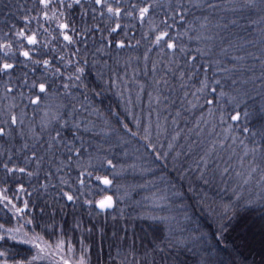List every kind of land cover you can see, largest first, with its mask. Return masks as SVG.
Wrapping results in <instances>:
<instances>
[{
	"label": "snow or ice",
	"instance_id": "obj_1",
	"mask_svg": "<svg viewBox=\"0 0 264 264\" xmlns=\"http://www.w3.org/2000/svg\"><path fill=\"white\" fill-rule=\"evenodd\" d=\"M53 2L57 3V8L49 16L47 9ZM39 3L45 9L43 19L57 21L56 27L65 43L59 49L50 50L60 53L53 56L55 65L49 59H34L30 50L19 51V56L24 59V67L31 63L34 67L42 66L43 72L31 83L26 75L18 94L10 74L15 64L6 59L0 63V77H9L6 83L0 84V141L8 144L17 138L24 141L18 152L28 150V141L32 142L31 154L25 152V166L14 163L16 153L12 148L0 145V212L6 217L0 223V264H10V261L11 264H42L49 257L52 258L49 264H91L83 242L81 241L80 255L77 256L73 242L64 238L66 233L62 226L55 242H50L51 236L57 232L55 216L64 208L63 204L57 208V204L60 200L75 204L84 195L81 189L85 187V178H93L101 168L106 166L115 171L117 163L110 153L123 149L124 156H128L127 146L133 139L140 147L135 149L138 153L136 161L128 167L137 170L147 184H154L155 181L150 179L156 175L151 166L152 161L140 153V148L149 155L155 153L154 159L157 161L161 157L167 160L168 156L175 153L172 168L182 180L188 181L189 191L194 193L198 205H207V201L196 192L195 187H206L217 181L225 185V192L229 191V185H234L231 192L237 202L243 199L240 189L255 186L264 192V126L258 130L247 126L241 129L238 126L242 117L247 120L250 116L248 111L241 112L240 109H247L250 101L264 98V27H259L253 38L246 42L247 47L257 51H248L244 55H230V49L239 52L245 45L234 44L223 34L230 27L238 26V20L229 18V14L235 17L245 9L251 11L259 8L262 14L259 19L251 21L246 31L252 33L255 27L264 25V0H259V3L257 0H39ZM77 8L84 20L81 28L72 25L66 18V13ZM195 11H199L201 15H194ZM88 17L95 23L89 25ZM125 18L138 21L140 28L144 29L139 38L135 34L128 36L129 26L121 23ZM31 19L34 17L26 16L25 28L14 33L10 28L0 37V54L4 58L15 55L14 44L8 40L11 35H15L20 43L26 40L27 45L38 44L36 33L26 34ZM120 30L124 31V36L113 40V34H118ZM44 32H48L47 27H44ZM96 33L100 34V46L95 48L90 61L88 37H95ZM131 40H135V43H130ZM82 43L85 45L83 50L78 46ZM93 43L96 41L93 40ZM224 43H228L227 48L222 46ZM73 45L77 47L73 48ZM142 46L144 51L141 55L137 50ZM43 47L47 49L48 43ZM218 47L219 54L214 58L213 53ZM125 49L130 50L126 59L121 56ZM132 52L136 54L133 55ZM153 52L158 54L157 60H151ZM97 54L108 57L117 67L123 64V75L110 69L105 62L103 68L108 69L106 74L100 69ZM221 56L228 59L232 67H225ZM164 61L167 63L164 64ZM133 62L136 63V68H132ZM257 64L259 75H256ZM160 65L179 82V87L184 92V111L200 113L195 123L187 128L186 134L184 130H176L175 118L172 120L173 131L170 133L168 117H164L162 123L159 111L156 113L155 123L152 120L153 102L157 105L161 103L159 85L161 82L165 86L168 84L166 79H155ZM90 68L98 69L94 88H89L85 80ZM129 68L133 70V81L141 70L146 76H153L151 91L147 90L150 86L148 81L137 82V100L142 103V94L145 92L148 96L150 110L146 118L134 111L130 98L125 101L122 90L116 91L121 85L126 87ZM201 72L202 78L197 79ZM209 72L212 73L211 76L208 75ZM25 88L28 95L23 91ZM108 91L118 97L119 103L115 109L102 107L103 96ZM252 93L256 95L253 96ZM30 108L31 116L28 112ZM180 115L178 111L176 117ZM218 128L221 131L218 132ZM235 133L243 135L245 139H240ZM182 135L187 144L177 150L176 145ZM205 135L207 138L201 140L200 137ZM164 140L168 141L167 148ZM196 148L200 149V155L193 166L187 161ZM226 150L229 154L225 160L222 153ZM218 160L225 161L223 167ZM33 164L35 167L31 168ZM45 164L48 165L47 171ZM42 172L45 183L35 191L43 190L46 193L49 188H58L59 197H52L51 204L33 203L32 192H26L24 185L17 179V174L32 178L38 177ZM72 173H78L75 180ZM56 178L58 183L53 184L52 180ZM94 178L105 187L113 183L107 175H95ZM13 181L18 187L15 193L9 195L11 188L8 185ZM21 193L29 197L22 204ZM169 193L171 197L181 199L184 211L182 220H177L173 215L148 217L157 225H163V228L154 231L148 245L141 240L139 246L138 237L133 231L131 243L126 249L120 248L115 258L110 257L113 264L116 260L119 264H188V255L195 258L192 264H236L227 251V245L221 247V242L225 240V230L229 227L228 223L223 222L228 205L224 206V212L216 218L220 222L215 233L210 235L200 228L189 231L184 226L191 219L187 213L188 206L183 205L182 193L174 184L162 192L153 193V203L161 213L168 212L172 202ZM257 200L264 203V195ZM84 202L91 204L88 200ZM255 203L249 198L246 207ZM96 207L100 211L112 208L113 197L104 196L96 202ZM36 208H39L38 215L35 213ZM45 216H49L53 223H38ZM12 221H15L14 225H11ZM31 225L35 227H29ZM81 227L77 220L75 228ZM35 228H42L49 235V240H45L44 235L36 232ZM88 232L91 233L92 228ZM124 232L122 245L129 239L127 229ZM9 242L12 245L27 246L35 254L30 258L16 259L10 255L9 248L3 247Z\"/></svg>",
	"mask_w": 264,
	"mask_h": 264
},
{
	"label": "trees",
	"instance_id": "obj_2",
	"mask_svg": "<svg viewBox=\"0 0 264 264\" xmlns=\"http://www.w3.org/2000/svg\"><path fill=\"white\" fill-rule=\"evenodd\" d=\"M259 3V0H257ZM57 8V3L53 2L52 6L47 9L49 16H52L53 9ZM45 9L40 5L39 0H0V37L3 36L5 32H8L11 28L14 33L20 28H25L24 18L27 16L31 19V23L27 26V35L36 33L38 44L36 46L27 45V41L24 40L23 43H20L17 40L15 35L8 37L14 44L13 52L14 56H9L4 58L0 54V63L5 62V59L9 63H14L15 68L10 70L11 80L13 86L16 87L17 94L21 90L20 85L23 84L25 76L27 75V80L29 83L35 78L40 77L43 72V68L34 67L29 63L28 67H24V59L19 56L20 50L31 51L33 53V58L49 59L52 61L53 65L56 64V60L53 59V56L59 55V52L53 53L50 50L53 48L59 49L65 42L62 39V36L59 33V29L56 27L57 21H45L43 19V12ZM209 14L210 13H204ZM194 15H201L199 11H195ZM262 14L259 11V8L253 9L251 11L245 9L242 13H238L235 17H232L229 14V18H236L238 20V26L230 27L227 32L223 33L228 41H231L237 45H245L244 49L237 52L230 49V55H244L245 52L252 51L256 52L257 49L249 48L246 46V42L251 40L253 36L258 32L259 27H264L260 25L253 29L252 33H249L245 29L253 20L260 18ZM243 17V18H241ZM67 21L77 28H81L84 25V20L81 19L80 9H74L70 13H66ZM62 20L64 18H61ZM87 23L91 25L95 23L90 17L87 18ZM122 24L128 25L130 30L128 36L135 34L139 38L141 29L138 21H130L127 18L121 21ZM215 23V19H213ZM12 25H15V28H12ZM134 25V26H133ZM44 27L48 28V32H44ZM107 35V33H105ZM124 36V31L120 30L118 34H113V40H118ZM55 37V39H53ZM93 40L96 43H93ZM100 34L96 33L95 37H88V52L89 60L92 59V53L95 52V48L99 47ZM130 43H135V40L129 41ZM45 43H48L49 47L46 49L43 47ZM219 43V41L217 42ZM81 50L84 48V44L78 45ZM223 47L227 48L228 43H224ZM73 48L77 45H73ZM139 54H143V46L137 50ZM219 47L216 48L213 53V57L219 54ZM39 53V56L37 55ZM47 53V55H44ZM130 54V50L125 49L121 56L126 59ZM131 54L135 55L136 52ZM224 60L225 67H232L228 62V59H225L223 56L220 57ZM230 58V57H229ZM97 59L100 62V69L104 70L107 74L108 69H104L103 65L106 62L110 69L120 72L121 75L124 73L123 64L117 67L108 57L97 54ZM158 54L156 52L151 53V60H157ZM151 60L149 62V71L151 69ZM167 61H164L166 64ZM251 63V62H249ZM137 65L133 62L132 68H136ZM129 68L127 70V84L126 87L121 85L116 91L124 92V99L127 101L129 98L132 101L134 111L138 114H142L143 117H147L149 112L148 107V96L146 92L142 94V100H137V82H149V88L147 90H153L151 87V81L153 80L152 75H145L141 70L139 74L135 77L133 81V70ZM140 68H143V65H140ZM257 72L256 75H259V65H256ZM98 69L89 70L88 74L85 77L89 88H94L97 83L96 71ZM215 71V69H213ZM209 76L212 75L211 72L208 73ZM203 73L201 72L200 76L197 79L202 78ZM217 78H220L219 76ZM8 76L0 77V84L6 83L8 81ZM155 79L168 80L167 86L161 82L159 85L161 91V103L155 104L153 102L152 106V120L155 123L156 113L159 111L161 122L163 123V118L168 117V127L169 132L172 133L173 118L176 119L177 123L175 125L176 130H186L188 127H191L195 123V119L200 115L199 112H185L184 105L182 104V97L184 95L183 90L179 87V82L176 81L171 73H166V70L163 65L158 66ZM19 82V83H18ZM25 95H28V90L23 89ZM2 92V88H0ZM78 95V93H77ZM255 96V93H252ZM167 99H164V98ZM191 98V97H189ZM27 103V101H25ZM97 103L99 104V98H97ZM119 103L117 95L113 94L112 91L105 92L103 96L102 107H112L115 109L116 105ZM21 108L23 104L20 105ZM180 112V117H176V113ZM241 112L248 111L250 116L247 120H244L243 117L239 122V127L247 126L254 130H258L264 126V98H258L254 101L248 103L247 109L241 108ZM29 116L32 115V109L28 110ZM27 123V122H26ZM203 127V126H202ZM221 131V129H217ZM239 135L240 139H245L243 135ZM207 137H200L201 140H205ZM258 139V138H257ZM165 148H167V140H164ZM24 141L19 140L18 138L12 143L8 144L4 141H0V145H3L5 148H12L13 152L16 153L14 157V163L19 164L20 166H25V152L28 155L31 154V141H28L30 148L24 151H17L23 145ZM231 142L229 141V144ZM187 144L186 139L182 135L176 145L177 150ZM137 147H140L139 143L136 140H130L127 151L128 156H124L123 149L114 150L110 155L114 158L117 163V168L115 171L112 169L101 168L95 175H107L109 179L113 180V183L107 187L99 184L94 176L91 179L85 178V187L81 189L84 195L79 197V200L73 204L60 200L57 204L59 208L60 204L64 205L63 210L59 211L55 216V226L57 229L56 235L51 236L50 242H55L56 237L59 235V229L63 227L66 235V240H71L75 246L77 256L80 255L81 241L83 246L86 249V255L89 258L91 264H113V261L110 260V257L115 258L117 250L120 248L127 247L131 243V237L133 231H135L138 239L137 246L140 245L141 240L145 245H148L152 240V235L154 231H157L158 228H163V225H157V223L148 217L153 215H173L176 216L177 220H182L184 211L181 207V199L171 197L170 200V210L165 213H161L159 209L155 206L152 200V194L158 193L166 190L170 185H175L176 189L182 193L183 205H187V213L190 215L191 219L188 222H185L184 226L189 230L200 228L202 231L209 233L216 232V227L220 221L216 218L220 213L224 212V206L228 205L227 215L224 217V223H228L229 227L225 230V240L221 242V247L227 245V251L231 254L232 258L236 261V264H264V203H261L257 200L258 197L264 195V192L260 188L255 186H249L248 188L240 189V193L243 197L242 200L237 202L236 197L232 195L231 188L234 185H229V191H223L225 185L217 182H214L212 185L206 187H200L197 185L195 190L197 193H200L204 199L207 201V205L196 203V198L194 193L189 191L188 181L182 180L179 174L172 168L173 158L175 153L171 156H168L167 160L161 157L160 160H155V153L149 155L144 149L140 148V153H142L148 160L152 161V168L155 170L156 175L150 179L154 180V184H147L146 181L141 177V174L137 171L128 167L136 161V156L138 153L135 151ZM229 154L226 150L222 155H224L225 160ZM239 154V150L237 152ZM200 149L196 148L187 161L189 164H193L194 161L199 159ZM218 163L221 167L224 166L225 161L218 160ZM31 168H34L35 165H31ZM48 165L45 164V171H47ZM55 169L53 168V172ZM2 175V173H0ZM78 173H72L71 176L75 180ZM67 178V177H65ZM17 179L24 185L26 192H32L31 201L33 203H39L41 205L48 203L51 204L52 197H59L58 188H49L45 193L43 190L37 192L36 189L40 188V185L45 183L44 173H40L38 177L34 176L32 178L27 177V175L21 176L17 174ZM53 184L58 183V178L52 180ZM11 188L9 195L15 193L18 185L15 181L11 182L8 185ZM78 186V181H77ZM20 203H23V200L29 199L27 195L21 193ZM37 196L39 200L37 201ZM104 196L113 197V207L100 211L96 207V202L102 199ZM256 201L252 206L246 207L248 199ZM91 201V204H86L84 201ZM31 208V205H30ZM35 213L39 214V208L35 209ZM6 217L3 213L0 212V223H3ZM80 221L82 227L80 229L75 228L76 221ZM40 224H49L53 221L49 216H45L42 220H38ZM15 221L11 222V225H14ZM6 225V226H11ZM95 225V227H93ZM29 227H35L31 225ZM92 228V232L89 233L88 229ZM124 229L128 231V241L126 244H121V239L124 237ZM36 232L44 235L45 240H49V235H46L42 228H35ZM4 248L10 249V255L19 259L21 257L30 258L35 254L34 250H30L27 246L24 245H12L10 242L3 245ZM51 257L45 259L42 264H49ZM58 259V257H56ZM193 256L188 255L187 261L188 264H192ZM11 264V261H10ZM115 264H119V261L116 260Z\"/></svg>",
	"mask_w": 264,
	"mask_h": 264
}]
</instances>
